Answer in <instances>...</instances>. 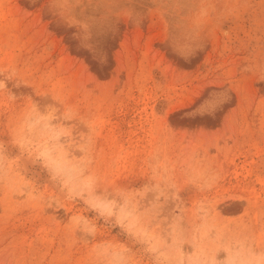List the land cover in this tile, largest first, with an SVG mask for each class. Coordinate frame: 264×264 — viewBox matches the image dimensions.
Masks as SVG:
<instances>
[{
    "label": "rangeland",
    "instance_id": "obj_1",
    "mask_svg": "<svg viewBox=\"0 0 264 264\" xmlns=\"http://www.w3.org/2000/svg\"><path fill=\"white\" fill-rule=\"evenodd\" d=\"M0 264H264V0H0Z\"/></svg>",
    "mask_w": 264,
    "mask_h": 264
}]
</instances>
